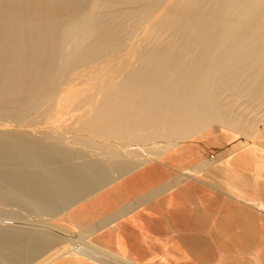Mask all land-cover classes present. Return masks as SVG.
<instances>
[{
	"label": "bare ground",
	"instance_id": "6f19581e",
	"mask_svg": "<svg viewBox=\"0 0 264 264\" xmlns=\"http://www.w3.org/2000/svg\"><path fill=\"white\" fill-rule=\"evenodd\" d=\"M212 123L264 149V0H0V264H118L50 218Z\"/></svg>",
	"mask_w": 264,
	"mask_h": 264
},
{
	"label": "crops",
	"instance_id": "0c3cea01",
	"mask_svg": "<svg viewBox=\"0 0 264 264\" xmlns=\"http://www.w3.org/2000/svg\"><path fill=\"white\" fill-rule=\"evenodd\" d=\"M227 141L218 125L205 126L86 193L50 220L74 233L86 229L87 240L106 249L118 264H264V149L241 146L195 166ZM164 181L167 187L161 191ZM105 215L110 220L101 223ZM101 263L64 252L44 264Z\"/></svg>",
	"mask_w": 264,
	"mask_h": 264
},
{
	"label": "rangeland",
	"instance_id": "374dc122",
	"mask_svg": "<svg viewBox=\"0 0 264 264\" xmlns=\"http://www.w3.org/2000/svg\"><path fill=\"white\" fill-rule=\"evenodd\" d=\"M24 121H26V120H24ZM212 124H214V123H212ZM257 124H260V122H257ZM12 207V206H11ZM96 255L98 254V253H95ZM98 255H100V254H98Z\"/></svg>",
	"mask_w": 264,
	"mask_h": 264
}]
</instances>
